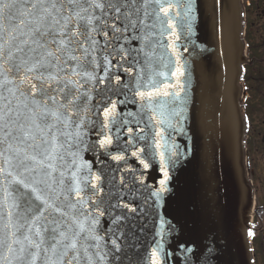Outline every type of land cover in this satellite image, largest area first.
<instances>
[{
    "label": "snow or ice",
    "instance_id": "snow-or-ice-1",
    "mask_svg": "<svg viewBox=\"0 0 264 264\" xmlns=\"http://www.w3.org/2000/svg\"><path fill=\"white\" fill-rule=\"evenodd\" d=\"M196 8L195 0H0V264H162L158 242L141 246L152 208L137 197L144 180L117 181L122 169L103 159L93 171L81 152L119 165L125 128L126 146L146 140L133 122L143 133L145 116L169 127L183 118L191 73L173 12L183 10L176 16L191 35ZM157 47L170 58H156ZM129 104L138 112H124ZM162 139L157 130V150ZM159 155L157 199L169 180Z\"/></svg>",
    "mask_w": 264,
    "mask_h": 264
},
{
    "label": "water",
    "instance_id": "water-1",
    "mask_svg": "<svg viewBox=\"0 0 264 264\" xmlns=\"http://www.w3.org/2000/svg\"><path fill=\"white\" fill-rule=\"evenodd\" d=\"M195 2L191 35L181 29L182 21L176 16V12L183 16V10L173 12L181 36L177 49L191 73L183 118L178 122V118L172 117L173 127H169L167 124L153 126L145 116L139 124L143 133L136 131L137 125L133 122L129 126L134 134L144 135L146 140L126 146L125 128L119 146L125 149L126 159L119 165L107 157L98 159V153L89 151L81 155L93 164V171L105 165L113 169L118 166L122 171L115 173L117 181L121 176L128 183L133 177L144 180L147 188L139 183L135 185L140 189L137 197L148 198L152 208L147 228L141 235V246L150 252L158 242L163 249L162 264H252L246 242L251 190L242 162L245 126L239 103L243 74L241 0H223V6L214 5V0ZM156 39L162 44L168 43L166 38L157 36ZM185 47L188 52L183 51ZM155 51L156 58H170L166 47H157ZM138 109L139 105L129 104L123 111L137 113ZM160 129H163L164 147L157 150L153 136ZM139 148L144 151L133 156V150ZM110 151H116V144ZM160 152L164 153L169 180L167 191L157 199L150 192L159 188V180L163 178L159 170ZM140 159L149 164L148 169H144ZM140 202L143 206V199ZM157 231L160 235H154Z\"/></svg>",
    "mask_w": 264,
    "mask_h": 264
},
{
    "label": "flooded vegetation",
    "instance_id": "flooded-vegetation-1",
    "mask_svg": "<svg viewBox=\"0 0 264 264\" xmlns=\"http://www.w3.org/2000/svg\"><path fill=\"white\" fill-rule=\"evenodd\" d=\"M255 10L253 19H263L264 10ZM264 24V23H263ZM251 22L246 63L247 99L245 112L250 118L246 148L247 167L254 192L250 237L255 264H264V26ZM261 33V36L256 37ZM257 115L256 119L253 115ZM261 117V118H260Z\"/></svg>",
    "mask_w": 264,
    "mask_h": 264
},
{
    "label": "rangeland",
    "instance_id": "rangeland-1",
    "mask_svg": "<svg viewBox=\"0 0 264 264\" xmlns=\"http://www.w3.org/2000/svg\"><path fill=\"white\" fill-rule=\"evenodd\" d=\"M245 2V0H243ZM250 2V0H248ZM251 2L253 3L252 7L247 9V15H246V19H247V23H248V28L250 26L251 22H254L256 25L259 24H263L264 23V18L263 19H253L255 17V15H253V13L255 12V10L258 8L259 10H257V12L264 10V0H251ZM264 26V24H263ZM249 32V31H248ZM262 34L259 33L256 35V37L261 36ZM254 117H256V119H259V117L255 114L253 115ZM261 118V117H260Z\"/></svg>",
    "mask_w": 264,
    "mask_h": 264
}]
</instances>
